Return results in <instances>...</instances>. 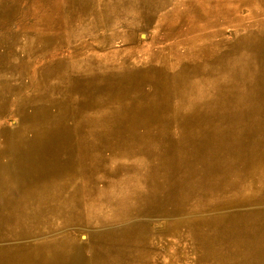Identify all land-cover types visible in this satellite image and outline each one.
<instances>
[{
    "label": "rangeland",
    "instance_id": "1",
    "mask_svg": "<svg viewBox=\"0 0 264 264\" xmlns=\"http://www.w3.org/2000/svg\"><path fill=\"white\" fill-rule=\"evenodd\" d=\"M75 2L58 0L52 45L0 83V264H264V0H164L153 21L146 4H125L86 37L72 35L70 12L89 3ZM97 58L127 86L97 120L109 168L82 147L94 159L79 162L76 208L43 207V225L26 228L25 182L43 194L78 177L67 146L77 75L70 64L37 95L40 71ZM32 161L43 169L25 171Z\"/></svg>",
    "mask_w": 264,
    "mask_h": 264
},
{
    "label": "bare ground",
    "instance_id": "2",
    "mask_svg": "<svg viewBox=\"0 0 264 264\" xmlns=\"http://www.w3.org/2000/svg\"><path fill=\"white\" fill-rule=\"evenodd\" d=\"M70 3L78 5L76 0H68ZM80 2H87L89 5L83 9L75 12H70L71 20L74 22L75 27L72 30V35L77 37H86L96 33V29L99 21L104 18L109 20V15L115 11V8H121L125 4H138V8L144 9V5L148 9V21H153L157 18L159 10L156 9L158 3H163L164 0H105L104 3L97 0H78ZM58 0H1L0 1V83L9 76L15 75L18 70L26 64V61L32 54L38 53L41 49H46L52 45L51 32L54 29V23L57 19L56 4ZM154 4V5H153ZM153 6V7H152ZM155 11V12H154ZM151 12V13H149ZM154 12V13H153ZM146 15V16H147ZM157 15V16H156ZM33 17L35 19L40 18L41 22H31L28 19ZM133 17V16H132ZM107 20V21H108ZM78 62V63H77ZM113 61H105L101 58H97L95 64H84L81 61L75 60L73 63L60 61L50 64L41 69L40 71V84L38 87V94L40 95L45 91L58 87L62 82L67 81V69L72 65L73 72L77 75L73 78L74 85V98L76 99V105L71 111L73 119L75 120V126L70 132V137L67 141L69 154L75 163V169L77 170V176H72L68 179L70 187L64 185L58 186H46L45 192L40 194L33 184L24 189L26 198L30 200V209L26 213L27 219L24 225L26 228L37 230L43 225L41 223L42 208L46 207L54 211L55 215L65 216L67 212V203H72L73 210L76 208L77 203L75 201V195L77 193H85L82 169H86L84 162H79L86 157L88 153L86 150H80L86 145L90 148H94L96 153L101 156L99 160V168L101 171H105L109 168V161L111 157L103 152L102 145L99 139L95 136L97 130V120L110 111L113 104V97L115 88L121 91L127 86L122 83L115 82L111 79L113 74H116V78L123 79L120 73L113 69ZM79 71V72H77ZM165 78V76L163 77ZM166 81V78L164 82ZM68 85H72L69 83ZM4 86V85H3ZM174 86L166 84V93L173 91ZM56 90V89H55ZM216 90V89H214ZM219 91V90H217ZM52 91H49V93ZM170 92L168 94H170ZM167 95L159 96L153 101L157 105H163V99ZM172 94H170V99ZM70 100L67 102L69 104ZM153 108V107H150ZM102 119V118H101ZM87 148V147H86ZM58 158V157H57ZM86 158L94 159L93 156L87 154ZM52 162L54 164H60V160L56 159L55 154L52 156ZM6 168H0V176L4 174ZM23 169L27 172H39L43 169V166L32 162L23 163ZM22 171V170H21ZM53 174H56L53 172ZM61 174V173H60ZM72 175V174H71ZM21 176V172L18 171L17 177ZM103 173L99 176V182L103 183ZM37 181V177L35 178ZM24 183V181H23ZM53 185V184H52ZM38 192V194H36ZM30 197V198H29ZM85 198V196H84ZM33 204H37L35 213H33ZM93 204L92 206H94ZM91 210L92 207H88ZM99 212L107 213L108 208L103 206L97 207ZM82 215V213H81ZM83 219H81L82 221ZM100 223L104 222L103 219L99 220ZM207 225L201 228L200 235H209L210 227ZM195 241V240H194ZM198 244L196 241L194 242Z\"/></svg>",
    "mask_w": 264,
    "mask_h": 264
}]
</instances>
